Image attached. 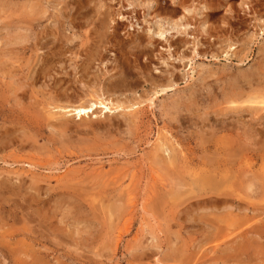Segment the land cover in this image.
<instances>
[{"label":"rangeland","instance_id":"obj_1","mask_svg":"<svg viewBox=\"0 0 264 264\" xmlns=\"http://www.w3.org/2000/svg\"><path fill=\"white\" fill-rule=\"evenodd\" d=\"M90 1L79 11L88 13L89 29L84 26L77 35L65 30L71 43L79 45L85 33L93 56L138 59L134 75L151 76L157 87L139 78L132 92L109 97L125 102V109L108 111L97 104L81 120L41 105L51 82L29 86L31 52L23 48L35 39L22 27L27 0H0V53L6 58L10 50L21 53L10 56L20 61L13 69L0 71V264H264V105L256 99L264 95V0H174L186 9L173 0H143L154 2L151 11L118 9L117 0ZM198 4L207 7L201 18L205 32L198 27L202 20L189 15L192 37L172 32L175 37L166 44L147 34L158 15L176 19ZM118 13L128 20H119ZM91 68L92 77L96 72L108 79L106 85L115 78L110 62ZM81 98L68 103L71 107L65 104L69 109L84 99L86 107L93 104L88 96ZM65 120L71 130L65 134L51 125ZM105 178L113 179L111 189L103 190ZM76 193L87 196L78 201L66 196ZM96 193L125 200L114 204Z\"/></svg>","mask_w":264,"mask_h":264},{"label":"bare ground","instance_id":"obj_2","mask_svg":"<svg viewBox=\"0 0 264 264\" xmlns=\"http://www.w3.org/2000/svg\"><path fill=\"white\" fill-rule=\"evenodd\" d=\"M9 1V0H8ZM11 1V0H10ZM24 1V0H23ZM156 1V0H155ZM2 2V1H1ZM17 2V1H16ZM19 2V1H18ZM25 3V2H24ZM91 1L90 0H27V3H25L24 5H27V8L26 9H29V12L26 14V18L24 20V27L23 29L27 30L30 34L29 35H32V37L35 39V43L32 45H30L29 47H25L23 48V50H29L31 52V55L28 58L27 60V67H28V71L27 73L30 75V79H31V84L29 85L31 88H33V86L36 87L35 83L40 80L41 84H45V83H42V81H48L51 82L47 87L51 90L49 91V96L43 98V99H39L40 100V104L43 105V106H46L47 108L48 107H53L52 109H56V110H60L62 111L63 113L65 114H68L70 116H76L78 117L80 120L83 119V117L85 115H88L89 114V110L88 109H93L95 106L100 105V106H103L105 110H108V111H112V109L114 110H118L120 108H124V103L125 102H122V101H119L118 99H110L109 97H113V96H116V95H124L125 93L127 92H132L134 90L135 87H137V84H138V80L140 79H144V82L145 83H150L152 86H156V81L155 79H153L151 76H138V75H134V72L136 70H134L133 72V69H138V64H139V60L138 59H131V58H122V57H116L114 56L113 58L111 57H107V56H93L95 55V53L93 55L90 54L89 52V49H88V42L91 41L88 36H86L85 33H83V35L79 38L80 39V44L79 45H75L72 42V40H70V36L65 34V30L67 31H70L73 35H77V33H79L80 29L84 26H87L89 25L88 21H89V15L88 13L84 12V13H80L79 11H81L82 9H85V8H88L90 5ZM126 3V4H125ZM157 3V2H156ZM159 3V2H158ZM183 3V2H182ZM203 3V2H202ZM15 4V2L13 3ZM19 4V3H18ZM194 4V3H193ZM196 4V3H195ZM117 5H119V8L118 9H127V10H136V9H142L144 8L145 10L147 9L148 11H151V9H155V4L154 2H144L143 0H117ZM158 5V4H157ZM173 5H177L178 7L182 8V9H186L185 7H183V5L177 1H174L173 0ZM2 6V5H1ZM5 6V5H4ZM6 7V6H5ZM8 7H11V6H8ZM25 7V6H24ZM23 7V8H24ZM158 7V6H157ZM190 7V6H189ZM187 7L188 9H191ZM12 8V7H11ZM10 8V9H11ZM195 8V9H194ZM194 8L193 10H190V11H187L185 10L184 13H187L188 15H193L192 16V19L196 18V21H199L201 18H203V10L202 9H206L207 7L204 6L203 4H198V5H194ZM245 8H247V6L245 5ZM49 9H53V12H50ZM156 10V9H155ZM2 11V10H1ZM14 11V10H13ZM26 11V10H25ZM4 12V11H3ZM18 12V11H17ZM156 12V11H154ZM5 13V12H4ZM121 13V12H120ZM149 13V12H147ZM153 13V12H152ZM157 13V12H156ZM155 13V15H156ZM183 15H186L184 14ZM122 14V13H121ZM121 14L118 13V17H119V20H125L127 21L128 19H126V17L123 15L121 16ZM151 14V13H149ZM153 15V14H152ZM195 15V17H194ZM165 16V15H164ZM18 17V16H17ZM22 16H20L19 18L21 19ZM166 17V16H165ZM132 18V17H131ZM187 18V17H186ZM4 19V18H3ZM154 19H157L156 20V23H154L155 27H148L146 29V32L147 34L151 35L152 38H157L161 41H164L167 43H169L170 39L175 37L174 34H172V32H174L176 35H179V36H183V35H188L190 37H192L191 35L188 34L189 30H191L192 28L195 29V27L187 22L184 21V18L183 17H179V18H176V19H170L168 17L164 18L163 16L162 17H156ZM23 20H19V21H23ZM202 20V19H201ZM12 21V20H11ZM47 21H50L53 23V27H49L48 25L50 24V22H48L49 24L46 26L44 25L45 22ZM92 20H90L91 22ZM205 21V20H204ZM203 20L202 21H199V29L202 31V32H205L207 29V26H206V22H204ZM20 23V22H19ZM22 23V22H21ZM18 24V22H17ZM131 24V23H130ZM12 25V24H11ZM16 26V25H15ZM6 27H8L6 25ZM10 27V26H9ZM20 26H17V28L19 29ZM129 27H132L129 26ZM21 28V27H20ZM17 29V30H18ZM89 29V27H88ZM108 29V28H107ZM14 31H16L14 29ZM26 31V32H27ZM84 31V30H83ZM91 31V30H90ZM24 31V34L26 33ZM89 32V31H88ZM18 33V31H17ZM81 33V32H80ZM91 33V32H89ZM88 33V34H89ZM14 34V32H13ZM19 34V33H18ZM28 34V33H26ZM17 34L15 33V35H12V37L16 36ZM22 35V34H21ZM91 35V34H89ZM18 36V35H17ZM8 37H9V33H8ZM21 37V36H20ZM73 37V36H72ZM18 38V37H17ZM22 38V37H21ZM20 38V39H21ZM16 39V37H15ZM24 39V38H23ZM22 39V40H23ZM107 39V38H106ZM18 40V39H17ZM15 40V41H17ZM22 40H20L22 42ZM28 40V39H26ZM108 40V39H107ZM94 41V40H93ZM111 42V40H109ZM18 42V41H17ZM26 42V41H25ZM94 42H97L98 44V41H94ZM108 42V43H110ZM5 43V42H4ZM14 43V42H13ZM16 45V43H14ZM21 44V43H19ZM91 44V43H90ZM4 45V44H3ZM14 45V46H15ZM95 44H92L91 46H93ZM8 46V45H7ZM18 46V44L16 45ZM91 46L89 48H91ZM112 46V45H111ZM20 47V46H19ZM5 48V47H4ZM7 48V47H6ZM17 48V47H16ZM85 48V49H84ZM87 48V49H86ZM107 48V47H106ZM117 48V47H116ZM170 48V47H169ZM18 49V48H17ZM32 49V50H31ZM99 49V48H98ZM167 50V48H164L162 47L161 50ZM233 49V48H232ZM1 50V48H0ZM6 50V49H5ZM22 50V49H20ZM22 50V52H23ZM91 50V49H90ZM102 50V49H101ZM114 50V49H113ZM195 50V49H194ZM7 51H9V47L7 48ZM18 51V50H17ZM38 51H44L43 54L42 52L38 53ZM5 52V51H4ZM21 52V51H20ZM2 53V52H1ZM0 53V71L1 70H4L7 71L9 70V67L10 69H13L15 67V63H19L18 60L19 59H16L15 61H13L11 58L14 56V54H19L18 52L16 51H11L8 53V55H13L12 57H7L6 58V54L3 53L1 54ZM24 53V52H23ZM98 53V52H97ZM110 53V52H108ZM112 53V52H111ZM195 53V52H194ZM27 54V53H26ZM39 54H42L41 55V59L40 61L38 60V57H39ZM21 55V53L19 54ZM99 55V54H98ZM38 56V57H37ZM111 56V55H109ZM38 62H40L38 64ZM10 62V63H9ZM26 62V61H25ZM67 62H70L71 64L67 65L68 63ZM111 63V65L113 66V71H115V74H111V77H115L114 80L110 81L107 85L105 84V81L108 80L105 78H101L98 77V76H95V74H93V77L91 75V67L92 66H100L102 64H107V63ZM16 63V64H17ZM38 65V66H37ZM72 67L71 70H69V68ZM96 68V67H95ZM187 68V67H186ZM107 69V67H106ZM25 70V69H24ZM23 70V71H24ZM98 70V69H97ZM193 70V69H192ZM20 71V70H19ZM93 73L95 70H93ZM106 71V70H105ZM112 71V72H113ZM194 71V70H193ZM10 72V71H9ZM17 72V71H16ZM24 73V72H23ZM26 73V72H25ZM98 73V72H97ZM106 73V72H105ZM114 73V72H113ZM192 73V72H191ZM7 74V73H6ZM107 74V73H106ZM140 74V73H139ZM193 74V73H192ZM11 75V74H10ZM13 75V74H12ZM28 75V76H29ZM99 75V74H97ZM104 75V74H103ZM113 75V76H112ZM0 76H1V73H0ZM19 76V74H18ZM117 76V77H116ZM110 77V78H111ZM140 78V79H139ZM29 79V80H30ZM43 79V80H41ZM242 79V78H241ZM263 79V78H261ZM245 80V79H244ZM238 81V79H237ZM249 81V80H248ZM143 82V83H144ZM240 82V81H239ZM254 82V80H253ZM243 83V82H242ZM153 86V87H154ZM243 86V85H242ZM247 87V85H246ZM84 89L88 90L87 94L83 93V96H88L90 98V100H92V103L90 105V107H86V105L88 104H85V101L87 100H83L84 103L79 104L78 107H74L73 106V109H69L71 106L70 102H74L75 100L78 99L79 101V98L83 99V96L79 97L80 96V92L83 90L85 91ZM171 89V88H170ZM244 89V88H243ZM242 89V90H243ZM248 91V89H246ZM228 91V90H227ZM232 91V90H231ZM35 92V91H34ZM86 92V91H85ZM244 92V91H243ZM37 93V92H36ZM161 93V92H160ZM26 94V93H24ZM23 94V96H24ZM132 94V93H131ZM38 95V94H37ZM43 95V94H42ZM47 95V93H46ZM101 96V97H100ZM105 96V97H104ZM226 96V95H225ZM232 97L236 98L235 96L232 95ZM239 97V95L237 96ZM33 98V97H32ZM86 98V97H85ZM100 98V99H99ZM234 98L232 100H234ZM81 99H80V102H81ZM256 99H259L260 100V104H263L264 105V95H261V96H258ZM89 100V99H88ZM23 101V100H22ZM27 101V100H26ZM35 102V101H34ZM88 102V101H87ZM106 102L110 103V105L112 107H108V105L106 104ZM67 103L70 107H68V105L66 106ZM65 104V105H64ZM73 104H77V102L75 101V103ZM151 104V103H150ZM40 106V105H39ZM41 107V106H40ZM132 107V106H130ZM263 107V106H262ZM102 109V110H103ZM261 109V108H260ZM264 109V108H263ZM49 110V109H48ZM51 110V109H50ZM96 110V108H95ZM101 110V111H102ZM140 110V109H139ZM257 110V109H256ZM130 111V110H129ZM245 111V110H244ZM243 112V111H241ZM102 113V112H101ZM49 115H51L52 117L54 116V114H52L51 111L48 112ZM92 114H94V111H92ZM131 114V113H130ZM197 114V113H196ZM223 114V113H222ZM229 114V113H228ZM254 114V113H253ZM210 115V114H209ZM214 115V114H213ZM236 115V114H235ZM240 115V114H239ZM245 115V114H244ZM255 115V114H254ZM257 115V114H256ZM262 114H260L261 116ZM225 116V115H224ZM264 116V115H263ZM89 117V116H88ZM191 117V116H190ZM193 117V116H192ZM220 117V116H219ZM226 117V116H225ZM230 117V116H229ZM259 117V116H258ZM262 117V116H261ZM260 117V118H261ZM69 118V117H68ZM92 118V117H91ZM255 118V117H254ZM64 119V118H63ZM66 119V118H65ZM216 119V117H215ZM218 119V118H217ZM233 119V118H232ZM242 119V118H241ZM264 119V118H263ZM89 120V119H88ZM91 120V119H90ZM256 120V118H255ZM65 120L63 122H57L55 121V123L53 122H50L52 123L51 125H54V127H57L59 128L61 131L60 133H63L65 134L66 130H70L69 126V122ZM220 120H218L219 122ZM230 121V120H228ZM86 122H88L86 120ZM85 122V123H86ZM90 122V121H89ZM132 122V121H131ZM224 122V121H223ZM221 123L224 124V123ZM264 122V121H263ZM49 123V122H48ZM94 123L96 124L94 121L91 122V124ZM102 123V122H101ZM213 123V122H212ZM211 123V124H212ZM103 124V123H102ZM108 124V123H107ZM220 124V123H219ZM49 125V124H48ZM50 125V126H51ZM72 125V124H71ZM98 125V124H97ZM110 127H114V128H117L115 123L110 121V123L108 124ZM92 126L93 125H90L89 126V130L91 131L92 129ZM123 126V125H122ZM213 126V124H212ZM53 127V128H54ZM100 127H104V126H100ZM221 127V126H220ZM219 127V128H220ZM226 127V126H225ZM261 127V126H260ZM87 128V127H86ZM94 128V127H93ZM96 128V127H95ZM105 128V127H104ZM103 128V129H104ZM213 128V127H212ZM222 128V127H221ZM201 129V128H200ZM210 129V127H209ZM223 129V128H222ZM227 129V128H226ZM88 130V131H89ZM94 131V129H92ZM101 130V129H99ZM104 130H107V129H104ZM113 130V129H112ZM218 130V129H217ZM216 130V131H217ZM242 130V129H240ZM248 130V129H247ZM213 131V130H212ZM234 132V131H233ZM85 133V132H84ZM87 133V132H86ZM89 133V132H88ZM212 133V132H210ZM238 134V133H237ZM241 134V133H240ZM60 135V134H59ZM71 135V133H70ZM70 135L68 137H70ZM82 135V134H81ZM112 135V134H111ZM2 136V135H1ZM64 136V135H63ZM93 136V135H92ZM5 137V136H4ZM65 137V136H64ZM67 137V136H66ZM73 137V136H72ZM98 137V136H97ZM122 137V136H121ZM243 137V136H242ZM3 139V138H1ZM10 139V137H9ZM246 139V138H245ZM5 140V139H4ZM8 140V139H7ZM80 140V139H79ZM87 140V139H86ZM248 140V139H247ZM3 141V140H2ZM101 141V140H100ZM93 142V141H92ZM242 142V141H240ZM263 142V141H262ZM87 143V142H86ZM250 144V143H248ZM160 149L163 150L162 152H165L167 151V144L163 141L162 143H160ZM154 147V146H153ZM240 147H241V144H240ZM158 148V147H157ZM217 148V147H215ZM245 148V147H244ZM69 149V148H68ZM249 149H251V147H249ZM254 149V148H253ZM243 150V148H242ZM253 151H256V150H253ZM155 152V151H154ZM183 152V151H182ZM186 152V151H185ZM156 153V152H155ZM184 153V152H183ZM243 153V151L241 152ZM230 154V153H229ZM187 155V154H186ZM182 157V156H181ZM165 157L163 156L162 159L163 161L166 159H164ZM159 159V158H158ZM181 160V159H180ZM189 160V159H188ZM30 161V160H29ZM38 161V160H37ZM32 163H34V161L31 160ZM41 162V161H40ZM184 162V161H183ZM181 163V162H180ZM219 163V162H218ZM161 164V163H160ZM29 165H32L31 163H29ZM34 166V165H33ZM48 166V165H47ZM183 166V165H181ZM187 166V165H186ZM185 166V167H186ZM244 166V165H243ZM170 167V166H169ZM189 167V165H188ZM259 167V166H258ZM254 171V170H253ZM119 172V171H118ZM185 172V171H184ZM75 173V172H74ZM136 173V172H135ZM150 175V174H149ZM118 176V175H117ZM133 176V175H132ZM201 176V175H200ZM110 177V176H109ZM116 177V175H115ZM120 177V176H119ZM124 177V176H122ZM118 178V177H117ZM205 178V177H204ZM106 179V178H105ZM116 180V178H114ZM132 179V178H131ZM207 179V178H205ZM210 179V178H209ZM64 180V179H63ZM62 180V181H63ZM113 179L109 180L108 178L104 181L103 183V190H105V188H108L111 186V184L113 183V185H115V183L112 181ZM202 180V179H200ZM7 181V180H5ZM75 181V180H74ZM97 181V180H96ZM95 181V182H96ZM103 181V180H102ZM3 182V180H2ZM58 182V181H57ZM60 182V181H59ZM131 182V181H130ZM134 182V181H132ZM208 182V181H207ZM210 182V181H209ZM9 183V182H8ZM71 183V182H70ZM128 183V181H127ZM158 183V182H157ZM183 183V182H182ZM156 184V183H155ZM212 184V183H210ZM6 185V184H5ZM126 185V184H125ZM131 185V183H130ZM196 185V184H195ZM70 186V185H69ZM98 186V185H97ZM248 186V185H247ZM8 187V186H7ZM18 187V186H16ZM22 187V186H20ZM19 187V188H20ZM40 187V186H39ZM39 187H36L39 188ZM64 187V186H63ZM187 187V186H185ZM210 187V186H209ZM230 187V186H229ZM250 187V186H249ZM71 188V187H70ZM112 187H110L111 189ZM115 188V187H113ZM120 188V187H119ZM224 188V187H223ZM28 189V188H27ZM41 189V188H40ZM45 189V188H44ZM80 189V188H78ZM185 189V188H184ZM182 189V190H184ZM15 190V189H14ZM22 190H24L22 188ZM42 190V189H41ZM251 190V189H250ZM256 190V188L254 189ZM3 191V190H2ZM6 191V190H5ZM12 191V189H11ZM43 191V190H42ZM41 191V192H42ZM66 191V190H65ZM64 191V192H65ZM128 191V190H127ZM130 191V190H129ZM248 191V190H247ZM26 192V191H25ZM40 192V193H41ZM45 192V191H44ZM42 192V193H44ZM53 192V191H52ZM105 192V191H103ZM110 192V191H109ZM114 192V191H113ZM133 194H134V191H132ZM152 192V191H151ZM256 192V191H254ZM258 192V191H257ZM20 193V192H19ZM17 193V194H19ZM46 193V192H45ZM63 193V192H62ZM67 193V192H66ZM65 193V194H66ZM70 193V192H69ZM112 193V192H111ZM127 193V192H126ZM131 193V192H130ZM129 193V194H130ZM183 193V191H182ZM249 193V191H248ZM252 193V192H251ZM21 194V193H20ZM19 194V195H20ZM64 194V193H63ZM103 193H96L94 196L97 198V197H100L101 199H104V200H112L114 201V204L115 202L117 201H121V200H125V198L121 197V196H108V197H104V195L102 196ZM105 194V193H104ZM108 194V193H107ZM179 194V193H177ZM185 194V193H184ZM15 195V194H14ZM18 195V197H19ZM92 195V194H91ZM138 195V194H137ZM231 195V193L229 194V196ZM16 196V195H15ZM59 196V195H58ZM61 196H63L61 194ZM66 196H70V199H73L75 201H78V200H85L86 196L87 195H79L78 193L76 194H68ZM90 196V194H89ZM107 196V195H106ZM176 196V195H175ZM180 196V195H179ZM225 196V195H224ZM223 196V197H224ZM33 200L36 199L34 196H32ZM159 200V201H164L166 202L168 200L167 197H157V196H152V198H154ZM168 197H170L168 195ZM6 198V197H5ZM57 198V197H56ZM60 198V197H59ZM127 201H130L132 202L133 201V198H131V196H127L126 197ZM142 198V197H141ZM146 198V197H145ZM172 198V197H171ZM215 198V197H214ZM238 198V197H236ZM99 199V198H97ZM175 199V198H174ZM69 200V198H68ZM139 200V199H138ZM147 200V199H145ZM199 200V199H198ZM251 200V199H250ZM0 201L2 202V199H0ZM35 201V200H34ZM90 201V200H89ZM98 201V200H97ZM148 201V200H147ZM177 201V200H174V202ZM9 202V201H8ZM13 202V201H12ZM49 202V201H48ZM52 202V201H51ZM56 202V201H54ZM70 202V200H69ZM68 202V203H69ZM91 202V201H90ZM134 202H138V201H134ZM198 202V201H197ZM203 202H204V199H203ZM209 202V201H208ZM214 202L217 203L218 205L219 204H226L227 202L223 199H214ZM4 203V202H2ZM58 203V202H57ZM71 203V202H70ZM101 203V202H100ZM109 203V202H108ZM112 203V202H111ZM127 203V202H126ZM201 203V202H200ZM206 203V202H205ZM258 203V202H257ZM72 204V203H71ZM92 204V203H91ZM117 204V203H116ZM204 203H202L201 205H203ZM209 204V203H208ZM259 204V203H258ZM3 205V204H2ZM10 205V204H9ZM81 205V204H80ZM93 205V204H92ZM137 204L135 203V206ZM200 205V204H199ZM200 205V206H201ZM227 205V204H226ZM11 206V205H10ZM15 206V205H14ZM40 206V205H39ZM199 206V207H200ZM210 206V205H209ZM13 207V206H11ZM137 207V206H136ZM215 207V206H214ZM224 207V206H223ZM9 208V207H8ZM18 208V207H17ZM133 208H135L133 206ZM221 208V207H220ZM1 209V208H0ZM10 209H14V208H10ZM188 209V208H187ZM191 209H193L191 207ZM203 209V208H202ZM206 209V208H205ZM16 209H14L13 211H15ZM201 210V209H200ZM214 210V209H213ZM223 210V209H221ZM226 210V209H225ZM10 211V210H9ZM12 211V212H13ZM11 212V211H10ZM11 212V213H12ZM23 212V210H22ZM40 212V211H39ZM247 212V210H246ZM17 213V212H16ZM15 213V214H16ZM42 213V212H41ZM113 213V212H112ZM111 213V214H112ZM181 213V212H180ZM186 213V212H185ZM186 215V214H185ZM26 216V215H25ZM34 216V215H33ZM46 216V215H45ZM109 217V216H108ZM110 218V217H109ZM114 218V216H113ZM43 219V218H42ZM65 219V218H64ZM233 219V218H232ZM110 220V219H108ZM114 220V219H113ZM61 221V220H60ZM64 221V220H62ZM78 221V220H77ZM112 221V220H111ZM30 222V221H29ZM76 222V221H75ZM126 222V219L125 221ZM110 223V222H109ZM114 223V222H113ZM130 223V222H129ZM127 224V223H126ZM128 225V224H127ZM130 225V224H129ZM3 227V226H2ZM35 227V226H34ZM81 227V226H80ZM118 227V226H117ZM4 228V227H3ZM121 228H123V226H121ZM261 228V227H260ZM1 229V228H0ZM25 229V228H24ZM125 228H123V232L125 231L124 230ZM250 229V228H249ZM2 230V229H1ZM12 231V230H10ZM9 231V233H10ZM33 231V230H32ZM120 231V230H118ZM127 231V230H126ZM125 231V232H126ZM230 231V230H229ZM8 232V230L6 231ZM13 232V231H12ZM128 232V231H127ZM126 232V233H127ZM253 231H251L252 233ZM30 233V232H28ZM35 233V232H34ZM122 233V231L120 232ZM250 233V232H249ZM16 234V233H15ZM51 234V233H50ZM49 234V235H50ZM84 234V233H83ZM125 234V233H123ZM225 234V233H224ZM22 235V234H21ZM30 235V234H29ZM39 235V234H38ZM47 235V233H46ZM49 235H47L49 237ZM52 235V234H51ZM50 235V236H51ZM253 235V234H252ZM35 236V235H34ZM42 236V234H41ZM45 236V234H44ZM46 236V237H47ZM116 236V235H115ZM248 236V235H247ZM6 237V236H4ZM8 237V235H7ZM6 237V241L9 239H7ZM18 237V236H17ZM25 237V236H24ZM30 237V236H29ZM32 237V236H31ZM121 237V236H120ZM123 237V236H122ZM254 237V236H253ZM262 237V236H261ZM14 238V237H13ZM26 238V237H25ZM36 238V236H35ZM50 238V237H49ZM117 238H118V235H117ZM238 238V237H237ZM5 239V238H4ZM47 239V238H46ZM82 239V238H81ZM88 239V238H87ZM120 239V238H119ZM257 239V238H256ZM260 239V238H259ZM263 239V238H262ZM14 240V239H13ZM39 240V239H38ZM41 240V239H40ZM154 240V239H153ZM250 240V239H249ZM258 240V239H257ZM4 241V240H3ZM5 241V242H6ZM44 241V240H43ZM118 241V239L116 240ZM260 242V240H258ZM8 242V241H7ZM34 242V241H33ZM35 243V242H34ZM117 243V242H116ZM120 243V242H119ZM9 244V243H8ZM18 244V243H17ZM16 244V248H17V245ZM36 244V243H35ZM34 244V245H35ZM74 244V243H73ZM38 245V244H37ZM117 245V244H116ZM233 245V244H232ZM15 246V245H13ZM23 247V246H22ZM29 247V246H28ZM244 247V246H243ZM256 247V246H255ZM2 249V247H0ZM25 248V247H24ZM46 248V247H45ZM79 248V247H78ZM4 249V248H3ZM80 249V248H79ZM154 249V248H153ZM225 249V248H224ZM28 250V249H27ZM227 250V249H226ZM6 251V250H4ZM2 251V252H4ZM8 251V250H7ZM33 251V250H31ZM25 252V251H24ZM9 253V252H8ZM17 253V252H16ZM15 253V254H16ZM20 253V252H19ZM23 254V253H22ZM147 254V253H146ZM21 255V254H20ZM25 255V254H24ZM22 256V255H21ZM20 256V257H21ZM27 256V254L25 255ZM24 256V257H25ZM22 258V257H21ZM29 258V255L28 257L25 258V260ZM24 259V258H23ZM34 259V258H33ZM250 259V258H249ZM252 259V258H251ZM10 260V259H9ZM32 260V259H31ZM35 260V259H34ZM12 262V259L10 260ZM30 261V260H29ZM38 261V260H37ZM246 261V260H245ZM248 261V260H247ZM27 262V261H25ZM32 262V261H31ZM30 262V263H31ZM47 262V261H46ZM40 264V262H38ZM217 263V262H216ZM34 264H36L34 262Z\"/></svg>","mask_w":264,"mask_h":264},{"label":"crops","instance_id":"obj_3","mask_svg":"<svg viewBox=\"0 0 264 264\" xmlns=\"http://www.w3.org/2000/svg\"><path fill=\"white\" fill-rule=\"evenodd\" d=\"M183 13H184V11H182V13H181L180 16L184 18V21H185V22H187V20H188V16H189V15H188L187 13H184V14H186V15H183ZM180 16H179V17H180ZM192 16H193V15L190 16V19H191V20H192ZM179 17H178V18H179ZM186 17H187V18H186Z\"/></svg>","mask_w":264,"mask_h":264}]
</instances>
